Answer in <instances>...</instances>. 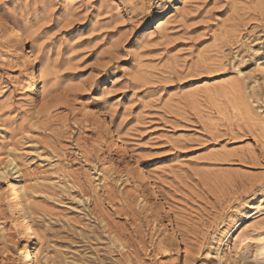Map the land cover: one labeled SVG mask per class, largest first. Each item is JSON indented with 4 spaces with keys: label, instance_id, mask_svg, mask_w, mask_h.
I'll use <instances>...</instances> for the list:
<instances>
[{
    "label": "rangeland",
    "instance_id": "obj_1",
    "mask_svg": "<svg viewBox=\"0 0 264 264\" xmlns=\"http://www.w3.org/2000/svg\"><path fill=\"white\" fill-rule=\"evenodd\" d=\"M9 159L41 264H264V0H0Z\"/></svg>",
    "mask_w": 264,
    "mask_h": 264
},
{
    "label": "bare ground",
    "instance_id": "obj_2",
    "mask_svg": "<svg viewBox=\"0 0 264 264\" xmlns=\"http://www.w3.org/2000/svg\"><path fill=\"white\" fill-rule=\"evenodd\" d=\"M161 24L162 22L159 21L155 29L159 28ZM0 181L5 185V190H3L6 194L8 209L14 217V223L20 229L21 235L25 237L26 248L19 251L21 263L41 264L40 255L43 251L41 250L42 238L39 225L36 222L38 215L34 211L30 201V192L25 185L24 175L16 161L9 159L7 167H0ZM262 209H264V202L260 200L249 202L245 215L248 217L252 212L253 215H256ZM235 227H232L230 230L228 229L224 237L217 242V251L224 245H227L228 241H233L237 244L246 239L244 234H242V237H239L238 234H232ZM173 230H175V227Z\"/></svg>",
    "mask_w": 264,
    "mask_h": 264
}]
</instances>
